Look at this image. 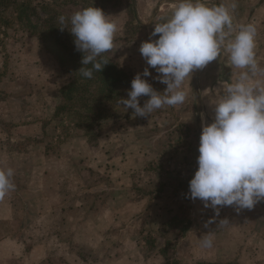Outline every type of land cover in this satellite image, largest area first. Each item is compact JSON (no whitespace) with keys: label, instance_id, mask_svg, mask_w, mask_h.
Instances as JSON below:
<instances>
[{"label":"crops","instance_id":"obj_1","mask_svg":"<svg viewBox=\"0 0 264 264\" xmlns=\"http://www.w3.org/2000/svg\"><path fill=\"white\" fill-rule=\"evenodd\" d=\"M126 1L118 0L121 5L114 6L108 0L109 5L98 7L111 15L109 18L119 26L112 55L120 67L128 70L132 79L148 68L151 75L144 79L158 81L156 86L159 83L161 87L158 92H163L167 85L156 78L161 74L147 65L139 49L149 40L156 24L171 18L178 0H129L132 8ZM232 2L212 0L217 5L230 6ZM235 3L233 28L238 30L241 24L247 23L257 26V59L264 67V0H235ZM133 10L139 26L145 27L139 36H132L127 41ZM158 38L159 35L152 37L153 40ZM7 41L5 47L0 43V168L14 170L15 188L0 200V264H112L131 255V249L136 254L142 250L147 252L148 248L140 247L135 241L137 236L133 233L135 227L131 230V223L132 219L136 222L143 221L141 218L146 220V214L141 217L142 211L145 212L149 203L158 202L159 197L149 200L147 187L151 178L156 177H152V173L146 184L128 183L135 175L146 178L149 173L146 172L148 157L121 139L126 136L122 134V127L130 120L118 121L112 129L103 132L99 131V125H95L94 131L83 132L74 123L57 118L56 109L65 80L54 58L36 37ZM238 72L228 55L222 53L217 60L195 70L192 77L185 80L186 100L172 106L173 109L183 110L191 103V82L198 77L203 100V93L210 96L205 112L196 116L202 131L203 124H211L214 120L213 105L219 98L218 89L235 81ZM202 80L207 88L203 93ZM151 85L154 87L153 83ZM149 98L143 97L141 105ZM168 108L165 105L149 115ZM92 139H97L94 145L89 143ZM119 149L120 154H115ZM198 202L202 201H193L195 208L199 206ZM260 204L263 203L260 201ZM252 209H242L233 216L230 229L235 228V232L230 237L225 234L224 238H233L236 243L228 242L229 247L223 245L219 233L213 239L216 242L214 248L217 247L215 253L212 248H203L200 257V251H193V244V250L189 248L193 261L184 257L181 264H250L256 257H264V213H256L257 204ZM248 212L253 214L258 227H252L250 221L243 219V213ZM212 221L216 222L215 219ZM190 238L192 235L187 240ZM241 238L258 240L259 254L246 251L250 247L242 245L238 241ZM108 243L115 246L112 251L108 249ZM220 246L229 248L227 255L222 253ZM154 252L156 256L157 251ZM196 256L200 258L196 260Z\"/></svg>","mask_w":264,"mask_h":264},{"label":"clouds","instance_id":"obj_2","mask_svg":"<svg viewBox=\"0 0 264 264\" xmlns=\"http://www.w3.org/2000/svg\"><path fill=\"white\" fill-rule=\"evenodd\" d=\"M237 5L215 4L212 0H178L170 19L156 24L148 41L140 46L147 65L161 74L157 79L166 84L158 92L144 79L148 68L131 81L128 99H121L135 116H149L165 105L183 104L187 92L183 85L197 69H202L226 53L231 65L238 69L235 81L221 85L219 98L213 105L214 120L203 124L198 147V169L189 182V195L211 207L219 215L218 206H235L236 211L251 210L264 200V67L257 59V26L241 24L233 28V12ZM111 15L89 6L58 20L64 30L70 24L76 50L82 53L79 70L91 79L108 61L102 54L114 47L119 30ZM67 29V28H66ZM159 35L158 39L152 37ZM91 65V67H85ZM150 98L141 107L139 98ZM203 118V117H202ZM14 170L0 168V200L15 185ZM227 219L221 220L227 224ZM209 220L208 224H211ZM214 233L207 231L200 246L213 247Z\"/></svg>","mask_w":264,"mask_h":264},{"label":"rangeland","instance_id":"obj_3","mask_svg":"<svg viewBox=\"0 0 264 264\" xmlns=\"http://www.w3.org/2000/svg\"><path fill=\"white\" fill-rule=\"evenodd\" d=\"M30 1L31 5L35 8H39L43 5L51 6L66 18L70 17L74 12L89 6L106 7L109 5L107 4L108 0H73L77 3L75 6L70 4V0ZM113 1L114 0H111L110 5L111 3H114V6L118 5V3L121 5V2H118V0ZM126 2H128L131 8L133 7L132 2L129 3V0ZM1 15L10 22L8 26L0 25V43L2 42V47H5L6 44L4 42L6 40H8L7 42H19L21 38L30 36L29 31L24 29L23 26L15 20V12L12 7L3 10ZM135 19L136 15L133 10L127 29V33L129 34L127 41L130 37L139 36L142 31H144L145 25L140 24L139 26V23ZM106 53L118 64L111 50ZM62 75L66 83L69 78L67 72L62 73ZM148 82L150 84L153 83L154 90H161L159 83L156 86V82L158 81L150 80ZM202 82H204L201 83L204 84L202 93L204 90L207 92L205 80H202ZM129 89L131 90V86ZM191 91V103L185 109L181 110V108L175 110L172 106H169L170 108H168L167 111H161L155 115L145 117L135 116L134 110L125 108L124 105L120 103V100L110 101L102 106L101 109L103 110L101 112L94 111L92 114L93 117L95 118L98 115L100 118L92 121V127H82L80 129L83 132L94 131L96 130L95 125L98 120L100 124L98 129L103 132L107 128L112 129L116 126L115 124L118 121H123L125 119L130 120L129 123H126L122 127V134L126 136L121 139L126 145L131 146L134 150H140V154H145L148 157L146 172L149 171V173L146 174V178H144L143 175L141 178L139 175H135V178L131 177L133 180H130L128 183L129 185L139 186L148 183V180H150V173L153 174L152 177L156 176L151 178V183L148 184L149 186L147 189L149 190V200L159 197V201L151 205L149 203L145 212L142 211L141 217H144V214H146L148 217L146 220L141 218L143 221L136 222L132 219L133 222L131 223V230L133 227L136 228L133 229L134 235L137 236V240L135 241L138 245L140 244V247L148 248L147 252L144 253L142 250V252L136 254L135 250L131 249V255L129 254V256H126L125 259L118 258L119 260L113 261L112 264H181V260L184 257L189 261H193V256L189 253L191 252L189 248L193 250L192 245L194 244L193 251H200L199 255L200 257L202 256L203 247L200 246V236L206 233V228L211 231V224H208L207 227H205V225L209 220L214 219L216 222L212 221L214 230L211 232H213L214 235H218L219 233L222 234L221 240L219 241L227 247H229L228 242L236 243V240L233 238H224L225 234L227 237H230L231 234L235 232V228L230 229V227H233L231 224V221L235 218L233 216L236 214L235 212H237L235 206H218L220 211L217 216L211 207H204L203 202L196 203L199 206L195 208L196 205L193 203L194 200H192L189 195V182L198 169V147L202 132L198 128V119H196V116L197 113L200 115V113L205 112V105H207L206 100L210 98L209 95L203 93V100L202 95H200L198 77L192 80ZM143 97L149 96H141L139 98L140 106H142L141 101ZM105 105L108 106L104 108ZM64 119H66L65 121L67 123L75 122L72 118L68 119L64 117ZM66 125L64 124V126ZM67 128L68 127H65V129ZM94 142H97V139H92L89 143L90 145H94ZM140 145L141 147H139ZM120 152L121 149L116 151L115 154H120ZM115 176H118V174H115ZM163 188L164 190L160 192ZM261 202L263 204H260V202L257 203L256 211L258 212L256 213L263 214L264 201L262 200ZM240 212H242V210H240L239 213ZM256 213L254 215H256ZM132 216H134L133 212ZM242 217L245 221H250L252 227H258L251 212L246 213V215L243 213ZM223 219H227L229 222L227 224H222L221 220ZM228 229L229 231L227 232ZM190 234L192 238L187 240V238L191 236ZM245 239L246 238H241L238 241L242 245L250 247H248L249 249L246 251L258 255L260 249H256V246H258L257 242L259 241L255 239L248 241ZM215 244L216 242L213 240V253H215L214 250L217 248H214ZM107 246H109L108 249L110 251L115 247L110 243H108ZM220 247L222 248V253L227 255L229 248ZM154 251H157L156 256H154ZM262 251L264 252L263 246ZM241 254L244 255L243 252ZM200 257L198 256L196 260ZM251 262L250 264H264V257L259 259L256 257V259Z\"/></svg>","mask_w":264,"mask_h":264},{"label":"trees","instance_id":"obj_4","mask_svg":"<svg viewBox=\"0 0 264 264\" xmlns=\"http://www.w3.org/2000/svg\"><path fill=\"white\" fill-rule=\"evenodd\" d=\"M69 2L74 6L77 5L76 1ZM11 7L15 12V20L29 31L30 36L41 40L44 49L57 62L61 72H67L69 76L60 90V103L56 109L57 118H72L76 128H89L93 126L92 121L100 118L98 115L93 117L94 111L101 112L102 106L110 101L127 99L133 79L130 73L116 64L107 53L102 54L108 64L101 72H94L91 79L81 75L79 70L83 67L82 53L76 50L74 37L69 31L71 25L67 24L65 26L67 29H60L62 26L58 18L61 14L58 11L48 5L35 8L30 0H0V25H9L10 22L1 15V12ZM107 106L105 105L104 108ZM96 125L100 126L98 120Z\"/></svg>","mask_w":264,"mask_h":264}]
</instances>
